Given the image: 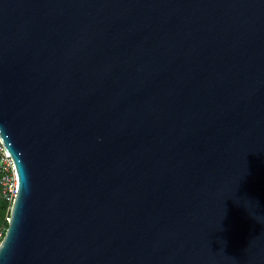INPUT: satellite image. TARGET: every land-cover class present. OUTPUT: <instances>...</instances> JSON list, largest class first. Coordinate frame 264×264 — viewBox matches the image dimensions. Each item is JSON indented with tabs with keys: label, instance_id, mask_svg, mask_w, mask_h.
I'll use <instances>...</instances> for the list:
<instances>
[{
	"label": "water",
	"instance_id": "obj_1",
	"mask_svg": "<svg viewBox=\"0 0 264 264\" xmlns=\"http://www.w3.org/2000/svg\"><path fill=\"white\" fill-rule=\"evenodd\" d=\"M0 264H264V0H0Z\"/></svg>",
	"mask_w": 264,
	"mask_h": 264
},
{
	"label": "built area",
	"instance_id": "obj_2",
	"mask_svg": "<svg viewBox=\"0 0 264 264\" xmlns=\"http://www.w3.org/2000/svg\"><path fill=\"white\" fill-rule=\"evenodd\" d=\"M17 191V176L10 153L0 141V198L7 203L10 212L11 204ZM6 220L9 217L5 218ZM4 227L0 228V240Z\"/></svg>",
	"mask_w": 264,
	"mask_h": 264
},
{
	"label": "trees",
	"instance_id": "obj_3",
	"mask_svg": "<svg viewBox=\"0 0 264 264\" xmlns=\"http://www.w3.org/2000/svg\"><path fill=\"white\" fill-rule=\"evenodd\" d=\"M7 206V203L0 198V228L4 227L2 236L7 228V220L5 218L9 217V210Z\"/></svg>",
	"mask_w": 264,
	"mask_h": 264
}]
</instances>
